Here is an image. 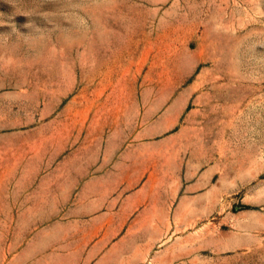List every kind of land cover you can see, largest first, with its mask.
I'll return each instance as SVG.
<instances>
[{
	"label": "rangeland",
	"instance_id": "1",
	"mask_svg": "<svg viewBox=\"0 0 264 264\" xmlns=\"http://www.w3.org/2000/svg\"><path fill=\"white\" fill-rule=\"evenodd\" d=\"M54 106L90 165L131 148L155 199L178 190L183 217L153 261L172 249L175 264H264V0H0V162L23 134L46 145ZM181 109L167 130L166 111ZM47 230L54 244L67 231L0 220V264H41Z\"/></svg>",
	"mask_w": 264,
	"mask_h": 264
},
{
	"label": "crops",
	"instance_id": "2",
	"mask_svg": "<svg viewBox=\"0 0 264 264\" xmlns=\"http://www.w3.org/2000/svg\"><path fill=\"white\" fill-rule=\"evenodd\" d=\"M182 113L183 109L166 111L167 130L178 123ZM144 116L151 117L150 112ZM49 119L51 132L44 147H37L31 138L25 141L23 134V143L2 146L10 152L2 153L0 162L4 188L0 192V220H64L67 231L58 233L54 244L53 233L47 230L50 242L36 249L40 254H33V261L175 264L177 255L172 249L159 253L154 261L152 253L154 244L166 233L168 221L183 217L180 205L175 206L178 190L165 200L155 199L153 182L146 178L145 168H138L137 153L131 148L106 149L90 165L87 150L80 149V158L78 149L73 150L68 108L52 107ZM90 169L94 174L88 177ZM61 172L85 176L81 174L76 184L72 178L57 180ZM26 173H32L28 180ZM45 173L48 175L42 176ZM62 186L64 189H58ZM25 187L36 190L26 196ZM20 246L8 244L2 250L18 252ZM8 264L21 263L13 260Z\"/></svg>",
	"mask_w": 264,
	"mask_h": 264
}]
</instances>
